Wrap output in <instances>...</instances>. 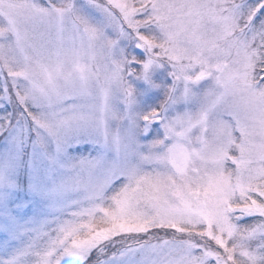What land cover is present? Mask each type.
Listing matches in <instances>:
<instances>
[{
	"label": "snow or ice",
	"instance_id": "snow-or-ice-1",
	"mask_svg": "<svg viewBox=\"0 0 264 264\" xmlns=\"http://www.w3.org/2000/svg\"><path fill=\"white\" fill-rule=\"evenodd\" d=\"M0 264H264V0H0Z\"/></svg>",
	"mask_w": 264,
	"mask_h": 264
}]
</instances>
